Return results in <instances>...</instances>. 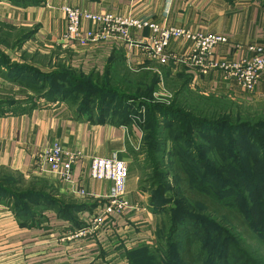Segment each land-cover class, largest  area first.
<instances>
[{
  "label": "crops",
  "instance_id": "0c3cea01",
  "mask_svg": "<svg viewBox=\"0 0 264 264\" xmlns=\"http://www.w3.org/2000/svg\"><path fill=\"white\" fill-rule=\"evenodd\" d=\"M66 5L91 12H112L161 26L221 33L228 38V43L218 46L214 54L220 60L239 61L248 46H264V0H0L2 26L27 31L31 33L30 37L44 45H58L74 52L71 63L76 62L86 70L102 72L112 61L120 60L129 69L153 73L159 83L181 79L197 93L235 103L264 100V72L254 89L248 92L235 79L226 78L220 70L197 75L178 63L161 65L139 57L123 44L78 46L59 42L66 28L63 11ZM148 33V30L143 32L144 35ZM188 46L189 43L178 41L170 48L183 54ZM136 118L127 123L109 119L99 121L93 115L79 114L64 100L43 98L26 103L22 110L0 111L1 169L50 174L46 165H38L37 160L41 152L54 142L68 151L79 153L72 166L70 181H61L50 174L69 194L70 201L63 206L71 211L68 215H61L55 208H44L38 216L41 224L32 225V218L27 221L30 223L26 229L21 230L18 225L23 219H17L9 206L0 204V261L9 253L7 250L14 249L15 243L21 242L30 264L38 261L42 264H80V260L81 264L125 263L126 259L120 257L121 251L120 256L110 251L113 244L105 246L106 236H118L117 250L131 248L125 243L127 239L131 235L152 233L158 216L149 208L148 192L138 187V171L130 170L126 181L124 197L129 201V207L110 214L100 230L93 234L95 241L93 236L73 240L67 235L77 229V224L86 225L92 216L101 212L104 204L101 198L110 192L112 186L110 181L91 178V158L115 155L131 162L130 157L144 136L141 121ZM140 239L144 238L134 239L129 245L134 246L142 241ZM98 245L104 251L98 252ZM71 258L72 261L68 260Z\"/></svg>",
  "mask_w": 264,
  "mask_h": 264
},
{
  "label": "rangeland",
  "instance_id": "374dc122",
  "mask_svg": "<svg viewBox=\"0 0 264 264\" xmlns=\"http://www.w3.org/2000/svg\"><path fill=\"white\" fill-rule=\"evenodd\" d=\"M25 32L27 31L11 30L0 24V111L22 110L25 108L26 103H30L35 99L43 98L45 100H54L51 98H60L64 99L77 112L93 115L96 120L98 119L100 110L104 109L107 113H110L119 109V114H122V110L127 104L134 105L136 111L140 110L139 113L142 114L143 121L148 119L149 110L145 104L140 105L143 101L141 97L131 98V100L123 95L124 93L139 94L140 92L136 90L137 86H144L141 77L143 78V75L147 71L129 69L120 60L112 61L108 68L102 72L96 71L95 69V71L86 70L87 68H82L76 62L71 63L74 52L63 49L58 45H44V43L34 40L32 37L27 38V33ZM83 66L85 67V65ZM181 87H184L186 91L181 92L182 96H179V101H182V97H185L189 100V104H194L193 107L196 106L198 108L201 106L200 103L203 101L196 98L197 92L190 89L187 84H183V80L181 79L159 83L155 89L157 98L154 99L165 105H170L173 97L177 95L176 92ZM110 91L113 93L116 92L117 95ZM228 103L232 106L235 121L244 123L238 125V129L233 133L235 135L226 134L229 139H238V137L242 136L255 137L253 134H259V136L264 137V100L256 103ZM185 112L187 114L197 115L193 111V108L185 110ZM197 117L200 118V116ZM159 120L158 122H153L151 128L145 126V130L143 129V131H145L146 139L141 142L136 152L130 157L131 162L124 161L127 164L128 172L130 170L138 171V187L145 192L150 187L147 179L151 178V176L153 177L155 173H158L159 176L155 178L157 181L153 183V191L159 194V196L162 195L170 211L167 215L166 211L158 214L155 220L154 230L149 236L131 235L127 239L128 241L125 243L131 248H128L127 260L124 264H179L177 248L189 228L188 222H185L182 231L175 234L169 232L167 221L173 218L171 209L179 200L176 195L179 187L172 175V166H170L169 161L171 142L164 141L161 135L156 134L158 130L166 131V126H160L159 124H162V122ZM192 138L196 140V144L203 146L200 149L202 154L206 159L211 160L213 166L216 165L218 171L223 172L226 170L229 175H234L235 177L239 175V172L234 167L238 157H236L235 152L229 150L230 148L224 150V153H220L221 150L217 152V149H220V145L217 146L216 141H214L215 144H209L199 139L196 135H192ZM155 141L160 143L156 153L153 152V142ZM227 154L229 155L228 157H232L229 159V164L225 158ZM242 156L240 160L244 161ZM245 165L243 168L246 170L248 168ZM252 171L260 174L261 169L254 166ZM238 181L237 193L239 206L247 205L246 210L255 218L259 210L254 204V198L256 197L252 194L255 191L264 190V184H252L249 187L242 180ZM162 183L164 185L168 184V188L164 191L159 189V185ZM214 185V189H220L222 187L218 184ZM149 195L148 193V198ZM68 201H70V197L65 192V187L50 174L26 173V171H12L0 168V204H3L4 207H15V211L17 210L18 212H29L30 214H26L28 215L26 217H28V221H31L30 219L32 218L34 219L31 222L32 225L37 226L41 224L42 221L35 213H41L44 208H55L61 215H68L71 211L63 207ZM147 203L149 205V199ZM252 207L253 209L250 210ZM262 215H264V211H262ZM29 223L26 222V219H23L19 222L18 226L21 230L22 228L26 229ZM263 223L257 221L253 225L261 226ZM67 236L75 240L89 239L93 235H85L82 237ZM232 236L236 237V235ZM244 236L246 243L264 258V245L258 242L254 235L251 237L250 235L244 234ZM95 237L94 235L92 240L95 241ZM106 237L105 241L107 245L116 244L115 247L113 245L110 247V251L112 253L117 252L116 255L119 256L121 251L120 257H126L125 251L127 249L124 251L117 250L118 248H116L119 246L117 241L119 240L117 239L118 236L107 235ZM141 237L144 238L140 239L142 241L134 244V246L129 245L132 240ZM216 241L218 242V240ZM216 241L211 240V235H204L200 245L210 244L209 247H211ZM15 244L14 249L7 250L9 253L4 255L5 258L0 261V264H30L28 262L29 260H27L29 256L27 254L24 256L23 244L21 242ZM66 246L68 247V245ZM100 250L104 251L102 246L98 245L97 251L100 252ZM72 259L68 260L72 261ZM236 262L232 264H241L242 261ZM79 263L81 264V260ZM36 264L42 263L38 261ZM120 264L122 263L120 262Z\"/></svg>",
  "mask_w": 264,
  "mask_h": 264
},
{
  "label": "trees",
  "instance_id": "16d2710c",
  "mask_svg": "<svg viewBox=\"0 0 264 264\" xmlns=\"http://www.w3.org/2000/svg\"><path fill=\"white\" fill-rule=\"evenodd\" d=\"M25 33H27V38L31 36V33ZM141 81H143L144 86H137L136 90L140 92L139 94L124 93L123 95L129 99L135 97L143 99L140 105L145 104L149 110V117L146 121H143L142 114L139 113L140 110L136 111L134 105L128 104L122 110V114H119V109L110 113H107L104 109L100 110L97 120L109 119L113 122L127 123L138 117L144 130L145 126L151 128L152 123L158 122V119L162 122V124H159L160 126H166V131L158 130L156 134L161 135L164 141L171 142L169 161L170 166H172V175L179 187L176 194L179 200L172 207L173 218L169 219L167 224L169 225V232L174 234L182 231L185 222H188L189 227L177 248L179 264H232L237 263L236 261H242L241 264H264L262 255L246 243L244 236V234L251 237L254 235L257 241L264 245V223L261 226L253 225L257 221L264 222V215H262V211H264V190L255 191L252 194L256 197L254 198V204L259 210L255 218L246 210L247 205L239 206L237 193L238 180H242L249 187L252 184H264V137L253 134L255 137L242 136L231 140L226 136V134H233L238 129V125L244 124L235 121L236 119L233 118V109L228 103L232 101L214 95L196 93V98L203 102L200 103L201 106L198 108L193 107L194 104H189V100L185 97H182V101H179V96L183 91H186L184 87H181L176 92L177 95L175 94L176 96L173 97L170 105H165L156 101L153 97L159 79L153 73L146 72L143 78L141 77ZM113 94L117 95L116 92ZM191 108L197 115L185 112V110ZM197 116H200V118ZM192 135H196L209 144H215L214 141H216V145H220L217 152L221 150L220 153H224V150L229 148L231 152H235L238 158L234 167L239 175L235 177L229 175L226 170L223 172L218 171L216 165L213 166L211 160L204 157L200 150L203 146L196 144V140L192 138ZM144 139H146L145 131L142 141ZM153 143V152L156 153L160 143L157 141ZM228 156L227 154L225 158L229 164V159L232 157ZM241 156L244 161L240 160ZM244 165L248 169L245 170ZM254 166L261 169L260 174L252 171ZM158 176V173H155L153 177L147 179V182L150 183V187L146 191L150 194L149 208L157 214L166 211L167 215L170 208L165 204L162 195L159 196L153 191V183L157 181L155 178ZM214 184L222 187L214 189ZM167 185L162 183L159 185V189L164 191L168 188ZM10 209L17 218L28 221V217H26L28 215L26 214H30L29 212L15 211V207H10ZM252 209L253 207L250 208V210ZM35 214L40 216L39 212ZM82 226L77 224L75 227ZM206 230H209L210 233ZM204 235H211V240H218V242L216 241L211 247H209L210 244L200 245ZM232 235H236V237ZM128 251V249L125 251L126 257L124 258L126 260Z\"/></svg>",
  "mask_w": 264,
  "mask_h": 264
},
{
  "label": "built area",
  "instance_id": "2783aa9c",
  "mask_svg": "<svg viewBox=\"0 0 264 264\" xmlns=\"http://www.w3.org/2000/svg\"><path fill=\"white\" fill-rule=\"evenodd\" d=\"M63 11L66 28L59 38V42L62 43L78 46L123 44L128 50L135 51L139 57L157 61L161 65H166L168 62L178 63L197 75L220 70L226 78L235 79L248 92L254 89L264 72L262 45L248 46L246 54L239 61H224L214 54L218 46L228 43V38L221 33L161 26L112 12L81 10L71 5L64 6ZM145 30L149 31L148 35L143 34ZM178 41L189 43L188 50L183 54H178L170 48L173 42ZM153 96L157 98L155 92ZM78 154L54 142L41 152L37 164L44 163L47 171L59 180L70 181L72 166ZM128 174L126 162L115 155L91 158V178L110 181L112 186L110 192L101 198L104 203L101 212L92 216L86 225L77 228L69 235L82 237L96 234L110 214L120 213L129 207L130 203L124 197ZM81 193L83 194V191ZM150 234V231L147 232V236Z\"/></svg>",
  "mask_w": 264,
  "mask_h": 264
}]
</instances>
